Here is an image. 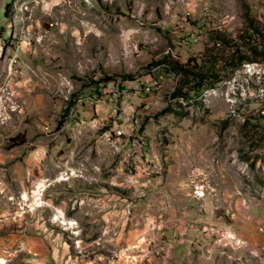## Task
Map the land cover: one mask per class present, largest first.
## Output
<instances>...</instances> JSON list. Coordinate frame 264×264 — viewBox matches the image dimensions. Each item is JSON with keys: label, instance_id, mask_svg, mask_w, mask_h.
<instances>
[{"label": "rangeland", "instance_id": "1", "mask_svg": "<svg viewBox=\"0 0 264 264\" xmlns=\"http://www.w3.org/2000/svg\"><path fill=\"white\" fill-rule=\"evenodd\" d=\"M2 259L264 264V0H0Z\"/></svg>", "mask_w": 264, "mask_h": 264}, {"label": "trees", "instance_id": "2", "mask_svg": "<svg viewBox=\"0 0 264 264\" xmlns=\"http://www.w3.org/2000/svg\"><path fill=\"white\" fill-rule=\"evenodd\" d=\"M251 50H255V48L253 49H251ZM256 51V50H255ZM254 59L257 61V60H261L260 58H258V57H254ZM215 63V61L213 62V61H211V63H210V65L211 64H214ZM175 65L177 66V67H180V68H182V70L183 71H185V72H188L189 74H193L194 75V77H193V81L194 82H196L197 81V78L199 79V76H200V80L201 81H203L204 82V78H207V76L206 75H200L199 74V76H198V73L200 72V69H199V67H197L198 65H199V63H198V61L196 60V59H192V60H189V62L187 63V64H180L179 62H176L175 63ZM212 68V67H211ZM196 70V71H195ZM192 72V73H191ZM209 77H213V76H215V74L212 72L211 74H209L208 75ZM182 90H179L177 93H175L174 95H181L182 93ZM15 140H17V139H15ZM22 142L23 141H21V142H18V141H16V143H15V145H20V144H22Z\"/></svg>", "mask_w": 264, "mask_h": 264}, {"label": "bare ground", "instance_id": "3", "mask_svg": "<svg viewBox=\"0 0 264 264\" xmlns=\"http://www.w3.org/2000/svg\"><path fill=\"white\" fill-rule=\"evenodd\" d=\"M26 198H28V196H26ZM6 263V260L5 259H2L1 260V264H5Z\"/></svg>", "mask_w": 264, "mask_h": 264}]
</instances>
